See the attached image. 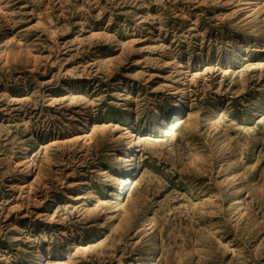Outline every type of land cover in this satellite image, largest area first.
<instances>
[{"label":"rangeland","instance_id":"obj_1","mask_svg":"<svg viewBox=\"0 0 264 264\" xmlns=\"http://www.w3.org/2000/svg\"><path fill=\"white\" fill-rule=\"evenodd\" d=\"M0 264H264V0H0Z\"/></svg>","mask_w":264,"mask_h":264},{"label":"bare ground","instance_id":"obj_2","mask_svg":"<svg viewBox=\"0 0 264 264\" xmlns=\"http://www.w3.org/2000/svg\"><path fill=\"white\" fill-rule=\"evenodd\" d=\"M101 13V12H100ZM182 110H181V106L178 105V109H177V115L181 114ZM167 123V122H165ZM170 124H167L166 127H169ZM138 135H136L134 132H130L128 137H126L124 139V143L126 145V152L125 155L127 156V159L129 161H131V154L134 151V146H135V140L137 138ZM136 174V168H134V166L130 167L128 170V174L126 175V178L123 179V184L122 186H120L119 192L117 193L118 195L121 196V194H123L125 192V190L127 189L128 185L130 184L131 179L135 176Z\"/></svg>","mask_w":264,"mask_h":264}]
</instances>
